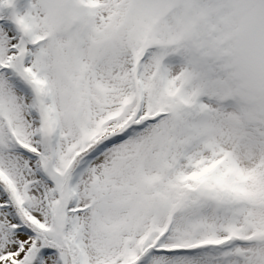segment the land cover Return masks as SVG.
Segmentation results:
<instances>
[{
	"label": "snow or ice",
	"instance_id": "snow-or-ice-1",
	"mask_svg": "<svg viewBox=\"0 0 264 264\" xmlns=\"http://www.w3.org/2000/svg\"><path fill=\"white\" fill-rule=\"evenodd\" d=\"M0 264H264V0H0Z\"/></svg>",
	"mask_w": 264,
	"mask_h": 264
}]
</instances>
